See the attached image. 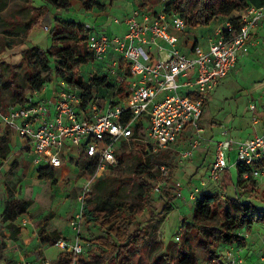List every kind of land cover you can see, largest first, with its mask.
Instances as JSON below:
<instances>
[{"label":"rangeland","instance_id":"1","mask_svg":"<svg viewBox=\"0 0 264 264\" xmlns=\"http://www.w3.org/2000/svg\"><path fill=\"white\" fill-rule=\"evenodd\" d=\"M68 3V10L57 9L49 5L51 9L49 19L53 20L52 17L57 14L63 19L84 22L89 19L87 15L92 17L97 13V10L106 16H120L127 10L126 3L130 4V7L139 6L151 11L161 5V0H68ZM85 3L90 5L91 9L88 10ZM34 6L45 7L48 4L45 0H0V108L24 100L34 93L49 95L50 88L60 81L53 73L46 72L43 69V64L36 58L37 49H47L51 45L49 36L51 25L35 24L24 33L18 32V29H12L21 26L30 18H37L36 15L41 11H37ZM236 11L239 10L215 15L208 25L195 28L186 25L179 33L180 42L206 43L228 17L236 15ZM10 29L17 34H9L7 31ZM67 45L85 58V62L76 67L77 75H81L85 81H88L92 75L106 73L111 86L92 88V94L101 97L98 102V106H101L104 98L110 97L114 91L118 90V78L123 76L121 69L115 66V69L111 71L109 61L97 62L88 56L85 41L78 39L68 42ZM29 48L32 50L28 51ZM262 93H264V59L254 56L241 62L208 95L210 97L207 101L205 100L202 117L199 119L200 126L204 128L202 148L195 150L190 158H181V150L186 147L189 138L186 137L182 140V137L190 133L189 129H186L179 139L167 148L168 151L176 153L174 164L169 169L170 172L168 170V173L161 174V177L156 180L138 174L146 182V185L143 186L132 183L129 178L138 172V162L141 161L145 164L147 160L142 156L140 148L129 142L116 145L115 154L116 157H118L117 154L121 157V161L108 167L94 180H92L94 174H90L86 170V166L91 161L85 157L77 160L71 159L69 163H64L62 167L56 169L55 178L34 177L33 173L26 175L25 171L15 177V171L12 170L15 167H10L13 177L10 179L7 175L5 186H0V196L2 194L4 199L2 205L7 206L5 213L0 212V255L7 249L11 250L8 247L10 244L3 240L7 237L4 214L12 219H18L22 215L36 227H40L44 222L56 224L64 231L65 236L71 239L73 238V229L70 222L80 209H83V215L88 207L93 206L92 201L111 197L118 201L122 207L132 204L139 206L142 210L141 214L136 215V225L132 226V228L136 227L142 231L141 246L139 248H135L133 245L128 246L126 256L128 259L121 257L115 261V264H179V259L186 252L195 257V264H216V261L213 262V258H210L208 251L202 245L201 235L193 229H186V225L191 221L195 206V204L192 206V202L187 198L192 188L199 187L201 180L207 178L209 165L215 158L214 144L209 141L213 132L222 126L233 132L242 130L240 135L246 136L251 127L249 125L252 123L248 104L251 101H257L259 107L261 104L259 98ZM215 122L217 127L211 131V128L216 125ZM2 127L0 125V128ZM235 158V152L229 153V162L232 165L228 168L230 180L227 189L222 190L219 185L210 182L202 190L206 193L216 192L219 197L217 205H220L226 196L235 194L234 186L237 180V169L233 165ZM156 168L158 166L153 165L149 166L147 170L154 173ZM260 169L261 176L255 180L247 181L245 186L241 187L242 190H238L237 196L253 202L259 209H264V167ZM8 179L11 180L10 183L7 182ZM88 182L89 190L85 192L84 204L81 205L79 196L84 192V186ZM165 185L172 190L173 194H179L173 202L175 208L168 213H160L168 200V196L162 190ZM145 199L148 200L150 210L143 203ZM185 202L189 207H192V210ZM183 206L188 209L183 210ZM36 231L38 234V228ZM250 232V239L254 241L252 244H256L255 252H257L262 247L261 243H264V224L255 223ZM60 236L63 235L60 234ZM104 236V233L92 223H86L82 216L79 238L85 244L84 251L80 256L86 258L87 255L103 251V246L96 238ZM45 253L48 257L56 255L57 258L60 251L52 244H46ZM32 254L35 261L44 259L40 251H34ZM220 257H223L222 254ZM2 258L4 259L5 256L3 255Z\"/></svg>","mask_w":264,"mask_h":264},{"label":"built area","instance_id":"2","mask_svg":"<svg viewBox=\"0 0 264 264\" xmlns=\"http://www.w3.org/2000/svg\"><path fill=\"white\" fill-rule=\"evenodd\" d=\"M169 1L161 0V5L151 11L136 6L123 15L111 17L113 24L125 26L122 34L106 33L91 16L83 22L87 48L95 61L110 55L111 71L115 66L118 68L119 59L124 61L123 76L118 78V86L124 80L127 82L122 96L116 90L103 99L101 106H98L101 98L90 99L82 106L78 91L60 80L49 95L34 93L0 108V123L25 140L38 170L57 169L71 159L85 157L97 163L94 180L117 164L116 145L121 140L129 141L135 127L141 137L137 139L146 143L153 153L167 149L186 129L190 133L182 137H189L181 150L182 159L190 158L203 144L199 119L205 99L249 51L252 31L264 20V5H248L236 11L233 17L238 20L237 28H233L228 17L208 39L206 47L194 44L185 51L177 33L185 28L186 19L173 7L166 9ZM259 99V107L256 101H251L248 108L251 122L259 125L260 132L242 139L229 137L226 130L220 132L222 138L214 140L215 158L209 165L207 178L189 192L192 206L210 182L218 185L221 172L232 165L231 152L236 153L233 165L241 163L251 169L243 178L261 176L256 164L264 160V93ZM126 116L128 119L124 121ZM158 168L162 175L168 171L163 164ZM88 190L89 182L79 196L81 205ZM82 211L81 208L70 222L73 238L59 237L53 242L60 252L83 253L85 242L79 238ZM240 235L244 238L246 233ZM0 264L4 263L0 261ZM16 264L33 263L20 260ZM39 264L59 263L44 259ZM223 264L245 263L235 249L228 247ZM259 264H264V249Z\"/></svg>","mask_w":264,"mask_h":264},{"label":"trees","instance_id":"3","mask_svg":"<svg viewBox=\"0 0 264 264\" xmlns=\"http://www.w3.org/2000/svg\"><path fill=\"white\" fill-rule=\"evenodd\" d=\"M48 6L34 7L41 13L37 14V18L28 19L21 26L13 27L18 29V32H26L33 25H51L49 36L51 45L47 49H37V61L43 64V69L48 73H53L59 80H64L68 86L76 89L81 95V104L84 106L90 99L101 98L92 94V88L110 87L108 77L105 74L92 75L88 81H85L81 75H77L76 67L85 62L82 55H78L75 50L71 49L68 42L75 40L85 41V33L83 29V21L73 19H63L57 14L53 16V20L49 19L50 6L57 9H69L68 0H45ZM86 8L91 9L90 5L85 3ZM248 5L262 6L264 0H170L167 2V7H173L186 19V25L190 27H198L208 25L212 17L218 14H228L233 10H241ZM142 8V7H140ZM144 9V8H142ZM148 10V9H146ZM233 28H237L238 20L234 17H229ZM41 22V23H40ZM9 34L15 35L11 29L8 30ZM86 42V41H85ZM32 48H29L28 51ZM87 55L93 58L92 54L87 51ZM110 59L108 55L104 60L97 62H107ZM118 68H123L124 61L119 59ZM128 74V71H126ZM127 82L122 81L117 90V94L123 95L125 93ZM208 95L206 97V101ZM202 117V116H201ZM200 117V119H201ZM128 116L124 117L127 121ZM141 137L138 133V128H134V134L129 141L121 140L117 143L125 144L126 142L134 144L135 147L140 148V152L146 158L145 164L141 161L138 162V172H135L129 179L132 183H138L143 186L146 182L140 175H146L150 179L156 180L161 177L159 168L150 173L147 168L153 165H165L169 170L174 164L175 152L164 149L158 153H153L146 143H137ZM8 136L0 137V157L5 158L9 152L8 149ZM117 164L121 161V157L117 154ZM140 159V158H139ZM86 166V170L90 174H94L97 163L90 160ZM257 167H264V160L256 164ZM237 180L234 186L235 194L226 196L220 205L218 203V194L206 193L201 191L193 207L191 221L186 225V229H193L201 235V243L208 251L210 258L213 262L222 264L223 259L220 257L221 248L233 243L245 245L244 238L240 235L241 232H250L255 223L264 224V209L257 208L253 202L245 200L237 196L239 194V187L245 186L248 179L243 178V174L250 173V167L241 163L236 164ZM170 172V170H169ZM168 173V171H167ZM56 169L52 167L41 168L38 170L39 178L49 176L55 178ZM230 175L228 170H223L218 179V185L222 190L227 189ZM255 180V179H254ZM168 196L167 202L164 204L160 213H168L175 208L174 199L179 193H172V190L165 187L162 189ZM178 191L180 189H177ZM144 199V198H143ZM142 199V200H143ZM92 207H88L84 213L86 223H92L101 232L104 237H98L96 240L103 246L104 250L94 255H87L86 258L80 255H73L70 253L60 252L57 255L56 261L59 264H115V261L121 257L128 259V246L133 245L139 248L142 243V231L133 225H136V215L141 214L142 210L139 206L129 204L127 207H122L118 201L111 197L104 199H96ZM145 207L149 209L148 200H144ZM146 203V204H145ZM9 217H5L6 220ZM45 222L40 225L38 235L42 244H53V242L60 237L58 233H48L45 229ZM13 225L9 224V227ZM19 234V228H16L12 237ZM156 264V263H154ZM179 264H195V257L189 253H183L179 259Z\"/></svg>","mask_w":264,"mask_h":264},{"label":"crops","instance_id":"4","mask_svg":"<svg viewBox=\"0 0 264 264\" xmlns=\"http://www.w3.org/2000/svg\"><path fill=\"white\" fill-rule=\"evenodd\" d=\"M125 5L127 7V10L125 12L129 11L132 8V7H130V4L128 5L126 3ZM96 12L97 13L95 15H93L92 17H94L96 19V23L98 24V26L101 29H103L106 33L112 35V34H122L124 32L125 26L113 24L112 20H111V16H109V15L106 16V14L101 13L100 10H97ZM123 14H121V15H123ZM87 17H90V15L89 16L87 15ZM112 26H114V27H112ZM179 33H181V32H179ZM179 33H177L178 37H179ZM251 37H252V45L250 46L249 51L245 55L241 56L238 59L235 68L241 62H244L247 59L253 58L254 56L257 58L260 57L261 59H264V20H262L259 23V25L252 31ZM179 40H180V37H179ZM194 44H199L203 47H206L208 45V41L206 43H200L198 41H193L191 43L186 42V41L183 43L180 42L181 48L185 51L189 50V48ZM225 79H226V77L221 82H223ZM53 88L54 87H51L50 91H52ZM209 97L210 96H208V98ZM0 125L3 126L2 128H0V137L7 135L8 139H9V142H8L9 152H8V154L4 159L0 157V186L4 185V183L6 182L5 177L7 175L9 176L10 179L13 177L12 171H10V167H12V166L15 167V168H12V170L15 171V173H14L15 177H17V175L19 176V174H21V172H23V171L26 172V175H31V173H33L32 176L37 177L38 176V168L32 162V153L29 149V146H27L25 144V140H23L15 131H13L9 127L5 126L3 123H0ZM249 126H251V127L249 130V133L246 136L240 135L242 133V130H240L239 132L238 131L233 132L232 130H229L225 127L220 126L219 128L216 129V131L213 132V134L211 135L212 138H210L211 140H209V141H210V143L214 144V140H218V139L222 138L220 132L223 130H226L228 132V136L231 138H234V139H242V138L248 137L251 134H253L255 131L260 132L259 131L260 130L259 125H253L251 123V125H249ZM216 127H217V123H216V125H214L211 128V131L213 130V128H216ZM241 128H242V126L240 127V129ZM202 129H204V128L202 127ZM200 148H202V147L199 146L198 149H200ZM18 163H19V165H17ZM10 179L7 180L8 183H10V181H11ZM2 201H4V199H3L2 194H1V196H0V212L3 211L5 213L7 206H5V205L3 206ZM185 204H186V202H185ZM186 205L188 206V208H190L192 210V207H189L188 203ZM188 208L183 206V210L188 209ZM5 217H9V216L8 215L6 216V214H4L3 219ZM19 218H23L22 215L19 216L18 219H12L10 217L7 218L6 220L4 219V221H5L4 224L7 228V237L4 238L3 240L5 241V243L8 242L10 244V245H8V247H10L11 250L7 249L6 252L1 254L0 255V261H2L4 264H16L20 260H26V261H29L30 263H33V264H39L44 259L56 260V255H54L53 257H48L46 255V253H45L46 244L41 243L40 238H38L39 235L37 234V231H36L37 228L39 230V227H36L35 225H33V223L30 224V220H26L24 218L19 219ZM22 220H26V222H24L22 224L21 223ZM9 224L13 225V226L9 227ZM16 228H19V234H17L15 237H12V233ZM45 229L48 233L57 232V233L63 235L60 237L67 238L65 236L64 231H62L60 228H58V225H56V224H47L46 223ZM250 231H252V228ZM243 232L246 233V236L244 237L245 245L233 243V244L226 245V246L222 247L220 251H221V254L223 256L222 257L223 261L225 259V250L228 247H232L244 259L245 264H259V255L261 253V250L264 249V243H261L262 249L260 248L257 252H255L256 244H252V243H254V241L253 240L251 241V239H250L251 238V232H245V231H243ZM35 238H36V240H35ZM12 248H14V249L12 250ZM34 251H40V253L43 254L44 259L35 261L34 255L32 254V252H34ZM3 255L5 256L4 259L2 258Z\"/></svg>","mask_w":264,"mask_h":264}]
</instances>
